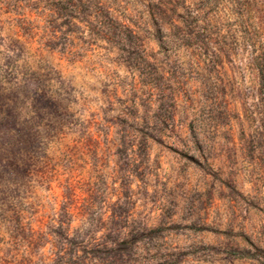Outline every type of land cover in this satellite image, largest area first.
<instances>
[{"label": "rangeland", "instance_id": "374dc122", "mask_svg": "<svg viewBox=\"0 0 264 264\" xmlns=\"http://www.w3.org/2000/svg\"><path fill=\"white\" fill-rule=\"evenodd\" d=\"M0 264H264V0H0Z\"/></svg>", "mask_w": 264, "mask_h": 264}]
</instances>
